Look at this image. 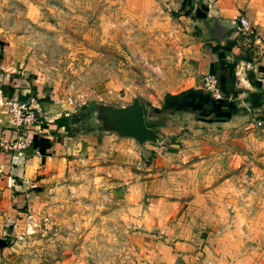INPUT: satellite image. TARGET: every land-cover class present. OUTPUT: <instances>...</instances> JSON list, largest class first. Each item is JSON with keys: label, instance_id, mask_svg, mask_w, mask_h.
<instances>
[{"label": "rangeland", "instance_id": "rangeland-1", "mask_svg": "<svg viewBox=\"0 0 264 264\" xmlns=\"http://www.w3.org/2000/svg\"><path fill=\"white\" fill-rule=\"evenodd\" d=\"M179 15L172 0H0V66L20 78L14 88L39 86L68 114L133 98L147 108L188 110L153 128L157 144L118 138L119 160L78 142L66 149L63 127L59 151L35 147L34 135L49 128L42 124H53L45 111L2 141L0 264H132L146 247L137 220L152 197L176 201L165 214L182 210L193 228L213 232L227 264L261 263L264 121L258 126L252 114L232 125L228 110L185 107ZM21 137L30 143L14 147ZM27 148L40 165L29 189L7 168L10 154ZM115 167L120 175H109ZM147 178L158 182L128 189L131 179Z\"/></svg>", "mask_w": 264, "mask_h": 264}, {"label": "crops", "instance_id": "crops-1", "mask_svg": "<svg viewBox=\"0 0 264 264\" xmlns=\"http://www.w3.org/2000/svg\"><path fill=\"white\" fill-rule=\"evenodd\" d=\"M180 8L181 57L184 66L183 88L186 94L185 107H202L203 109L228 110L235 116L228 122L241 125L243 117L258 116L264 121V0H172ZM240 16H245L251 24V31L242 34L237 28L222 26L221 20L237 23ZM0 85L14 84L13 76L1 72ZM215 75L221 85L218 97L211 96L202 88V75ZM32 93L40 99L47 116L53 123L55 119L68 112L63 105L43 96L39 86L32 84ZM29 85L14 88L4 98L18 97L22 92L31 90ZM243 113V114H242ZM242 116V118H241ZM45 134L34 135L40 150L59 151L64 139L62 127L47 124ZM45 131V129L43 130ZM43 133V132H42ZM18 128L13 124V117L5 106H0V143L18 138ZM77 136V137H76ZM73 145L79 143L87 149L95 147L102 155H112L114 160L123 159L124 142L114 134L86 132L70 135L65 138ZM43 147V148H42ZM32 148L23 149L22 153L10 154V165L7 168L15 171L24 179V188L36 185L31 179L37 169L39 159L30 154ZM121 169L113 168L109 175L118 176ZM158 182L147 178L140 183L128 181V189ZM21 184V185H22ZM158 203V204H157ZM178 206L173 200L153 199L137 220L144 228L146 247L141 248L139 256L132 264H227L223 257L220 241L211 231L196 230L184 218L183 212L165 214L167 207ZM160 209L161 212H160ZM136 221V219H134ZM264 238L263 236H261ZM260 264H264V258Z\"/></svg>", "mask_w": 264, "mask_h": 264}, {"label": "water", "instance_id": "water-1", "mask_svg": "<svg viewBox=\"0 0 264 264\" xmlns=\"http://www.w3.org/2000/svg\"><path fill=\"white\" fill-rule=\"evenodd\" d=\"M222 26L237 28L231 20H221ZM89 111V123L94 132L114 134L120 139H132L137 146L161 141L158 132L146 126L143 107L137 98L124 105L115 106L101 102L84 106Z\"/></svg>", "mask_w": 264, "mask_h": 264}, {"label": "built area", "instance_id": "built-area-1", "mask_svg": "<svg viewBox=\"0 0 264 264\" xmlns=\"http://www.w3.org/2000/svg\"><path fill=\"white\" fill-rule=\"evenodd\" d=\"M237 29L242 33L246 34L251 31L250 21L245 16H240L237 19ZM202 88L205 92L218 97L220 94V89L217 85V78L215 75L206 73L202 75L201 78ZM21 95H26L25 99H19L17 96L15 98H4L0 96V106H5L7 111L13 117V124L18 129L20 127L29 128L38 122L37 116H42V112L45 111L41 101L37 96L31 94L30 91L22 92ZM258 126L262 125V121H257ZM23 143L16 144L14 147L22 148L25 144H29L30 140L24 137H21Z\"/></svg>", "mask_w": 264, "mask_h": 264}, {"label": "trees", "instance_id": "trees-1", "mask_svg": "<svg viewBox=\"0 0 264 264\" xmlns=\"http://www.w3.org/2000/svg\"><path fill=\"white\" fill-rule=\"evenodd\" d=\"M12 75V74H11ZM13 76V81L15 82L14 84H8L7 86H3L0 85V89H1V93L2 95H6L9 91H11L12 89H14V86L16 83L19 82L20 78H18V76L16 75H12ZM217 85L218 88L221 91V85L217 80ZM27 96L26 95H21L19 94L18 98L19 99H25ZM143 107V114H144V121L147 127L149 128H154L157 124H166L167 123V118L169 119L170 117H174V116H178V118L180 119L184 113H186L188 110L184 111V110H179L176 108H169V111H163L160 110L156 107H151V108H147L145 105H142ZM164 115V116H161ZM156 116H161L159 117L158 120H153V118H157ZM54 125H56V127L61 128L63 127L66 132L67 135H72L71 132V125H75V124H80L82 126L83 130H73L74 132H79V133H86V132H91L93 131V128L90 126L89 123V111L86 110V108L84 107V111H79V112H73L71 114H67V115H62L59 118L55 119L53 122ZM42 128H45V125H47V123H43L42 124ZM31 127V126H30ZM33 127V126H32ZM33 145L37 148L40 149V145L37 144V142H35V138L33 139Z\"/></svg>", "mask_w": 264, "mask_h": 264}]
</instances>
